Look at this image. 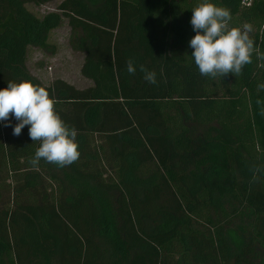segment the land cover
<instances>
[{
	"label": "trees",
	"instance_id": "16d2710c",
	"mask_svg": "<svg viewBox=\"0 0 264 264\" xmlns=\"http://www.w3.org/2000/svg\"><path fill=\"white\" fill-rule=\"evenodd\" d=\"M243 1L211 0L251 26V62L209 78L188 47L198 0H0V88L44 87L79 151L32 167L28 126L0 123V264H264V0ZM62 27L81 86L27 64Z\"/></svg>",
	"mask_w": 264,
	"mask_h": 264
},
{
	"label": "clouds",
	"instance_id": "9594fccd",
	"mask_svg": "<svg viewBox=\"0 0 264 264\" xmlns=\"http://www.w3.org/2000/svg\"><path fill=\"white\" fill-rule=\"evenodd\" d=\"M191 13L189 23L195 35L188 40V47L192 49L190 57L199 74L209 78H222L229 73L238 75L243 66L251 62L254 51V42L249 37L251 26L229 27V10L211 0H198ZM257 56L264 58V54L257 53ZM125 67L130 75L139 68L144 81L156 83V73L143 65L137 66L133 59L129 58ZM258 88L264 89V84H259ZM12 120L16 121L14 125ZM0 123L11 126L14 136L28 126L29 138L39 142L29 160L32 167H37L41 159L63 167L79 156L75 129L60 118L48 91L42 86L21 80L8 81L0 88Z\"/></svg>",
	"mask_w": 264,
	"mask_h": 264
},
{
	"label": "rangeland",
	"instance_id": "374dc122",
	"mask_svg": "<svg viewBox=\"0 0 264 264\" xmlns=\"http://www.w3.org/2000/svg\"><path fill=\"white\" fill-rule=\"evenodd\" d=\"M53 7L54 4L49 7L29 6V9L35 15L41 16L47 9ZM66 36V28L64 27L50 33L48 43L54 47L52 53L42 52L34 47L28 49V67L45 84L50 83L55 78H62L76 86L83 84L78 73V56L67 46Z\"/></svg>",
	"mask_w": 264,
	"mask_h": 264
},
{
	"label": "built area",
	"instance_id": "2783aa9c",
	"mask_svg": "<svg viewBox=\"0 0 264 264\" xmlns=\"http://www.w3.org/2000/svg\"><path fill=\"white\" fill-rule=\"evenodd\" d=\"M249 3H250V0H245L242 2L243 5H249Z\"/></svg>",
	"mask_w": 264,
	"mask_h": 264
}]
</instances>
